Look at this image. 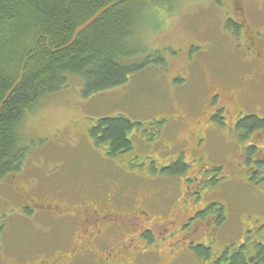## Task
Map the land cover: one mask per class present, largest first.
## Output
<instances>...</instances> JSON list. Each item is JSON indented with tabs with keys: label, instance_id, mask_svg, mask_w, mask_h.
<instances>
[{
	"label": "rangeland",
	"instance_id": "obj_1",
	"mask_svg": "<svg viewBox=\"0 0 264 264\" xmlns=\"http://www.w3.org/2000/svg\"><path fill=\"white\" fill-rule=\"evenodd\" d=\"M162 6L168 10L161 7L158 15L151 11L150 18L143 17L141 31L144 50L158 52L164 66L151 63L130 75L124 85L90 97L82 96V81L72 75L67 88L44 98L27 114L20 128L21 146L26 153L21 170L0 181V264H34L64 251L66 245L53 240L59 230L50 235L53 230L50 227L57 221L51 222L52 217L41 212L42 206L55 203L69 209L85 200L98 203L111 197L116 187L119 195L112 201L118 211L121 203L139 200V194L150 190V185H170L177 191L173 193L177 197L178 186L170 180L157 179L153 184L142 180L147 176L146 171L152 177L157 176L156 168L165 162L163 155L152 153L154 149L144 145V141L151 143L157 139L153 135L157 121L172 111L173 104L178 110L186 105L196 106L204 101L208 83L215 81L216 75H241L248 69L240 63L241 57L245 58L244 48L236 44L242 43L241 32L247 35L253 32L264 50V0H173L171 9ZM237 7L245 12L247 30L228 25L229 22L235 25V18L239 19L240 15L234 14V17L232 13ZM114 116L140 124L131 133L133 137L130 135V152L138 149V157L127 166L122 161L117 165L116 160L106 157L88 135L99 119ZM174 156L170 154L171 158ZM126 170L133 174L127 175ZM195 173L192 171L188 176L193 177ZM232 188L227 191L229 194L218 198L231 209L229 228L236 227L234 215L241 213L237 210L238 203L247 202L245 193L240 197V190L231 194ZM155 202H147L149 217L139 221L159 237L163 228L158 225L173 231L170 222L175 218L171 214L163 215L154 206ZM28 204L37 207L34 206V217L26 219L20 216L18 208ZM138 225H134V230L139 229ZM61 228L68 234L74 233L77 226L69 222L66 228ZM167 235L162 233L164 238ZM177 240L178 236L155 244L157 252L167 253V245ZM133 243L144 245L139 240ZM116 249L113 247L114 252ZM148 259L137 261L150 264ZM155 263L156 257L152 264ZM79 264H91V261L86 257Z\"/></svg>",
	"mask_w": 264,
	"mask_h": 264
},
{
	"label": "flooded vegetation",
	"instance_id": "obj_2",
	"mask_svg": "<svg viewBox=\"0 0 264 264\" xmlns=\"http://www.w3.org/2000/svg\"><path fill=\"white\" fill-rule=\"evenodd\" d=\"M232 13L240 17L234 19L237 25H230L247 30L244 10L237 7ZM240 36L242 43L236 45L245 51L240 63L248 69L241 75H216L215 81L208 83L204 101L196 106L178 110L173 104L172 111L157 121L153 133L157 139L144 141L154 149L152 153L163 155L165 162L156 168L157 176L146 171L142 180L150 184L157 179L170 180L178 186L177 197L170 185H150V190L139 194V200L121 203L118 211L112 201L119 195L116 187L111 197L98 203L85 200L69 209L55 203L42 206L44 213L57 221L52 223L50 235L59 230L53 240L65 244L66 250L34 264H79L86 257L91 264H140L137 260L148 258L152 264L155 257V264H231L234 256H239L243 264H264V50L253 32H241ZM188 125L190 129H186ZM130 151L122 152L128 154L117 165L122 161L127 166L137 159L139 150ZM170 154L175 156L171 158ZM179 161L181 172L160 173ZM192 171H196L195 176L189 177ZM124 173L133 174L128 170ZM231 187V194L240 190V197L245 193L247 202L238 203L241 213L234 215L236 227L229 228L231 209L218 198L229 194ZM154 200L163 215L175 218L170 222L173 231L158 225L167 238L178 236L176 242L167 245V253L157 252L156 247L167 238L162 233L156 237L153 229L139 221L149 217L147 202ZM34 206L21 205L20 216L34 217ZM69 222L77 228L66 234L61 227L66 228ZM135 224L139 229L134 230ZM136 240L144 245L134 246ZM113 247L118 248L116 252Z\"/></svg>",
	"mask_w": 264,
	"mask_h": 264
},
{
	"label": "trees",
	"instance_id": "obj_3",
	"mask_svg": "<svg viewBox=\"0 0 264 264\" xmlns=\"http://www.w3.org/2000/svg\"><path fill=\"white\" fill-rule=\"evenodd\" d=\"M172 2L0 0V181L21 170L26 153L20 128L27 114L67 88L70 76L81 79V94L90 97L124 85L151 63L165 65L158 52L144 50L141 30L148 12L158 15L162 5L171 9ZM104 9L71 42L75 30ZM139 125L121 116L104 117L88 135L106 157L118 162L128 154L122 152L131 150L130 135ZM182 170L179 161L160 173ZM231 264L243 262L234 256Z\"/></svg>",
	"mask_w": 264,
	"mask_h": 264
},
{
	"label": "water",
	"instance_id": "obj_4",
	"mask_svg": "<svg viewBox=\"0 0 264 264\" xmlns=\"http://www.w3.org/2000/svg\"><path fill=\"white\" fill-rule=\"evenodd\" d=\"M106 9L100 11L98 14H96L94 17H92L89 21H87L85 24H83L82 26H80L78 29L75 30L74 34H73V38L72 41L74 40L75 36L80 33L81 31H83L85 28H87L103 11H105ZM8 96V95H7ZM1 108V107H0Z\"/></svg>",
	"mask_w": 264,
	"mask_h": 264
}]
</instances>
